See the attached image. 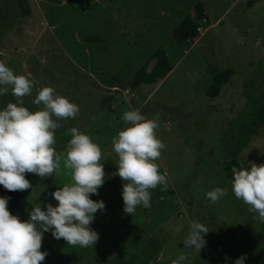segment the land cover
Returning <instances> with one entry per match:
<instances>
[{"label":"rangeland","instance_id":"obj_1","mask_svg":"<svg viewBox=\"0 0 264 264\" xmlns=\"http://www.w3.org/2000/svg\"><path fill=\"white\" fill-rule=\"evenodd\" d=\"M27 2L30 13L22 16L17 0H0V62L33 81L32 94L23 98L29 110L42 107L33 100L43 86L79 106L75 118L58 121L54 147L65 150L68 130L77 127L101 147L105 170L104 184L91 195L105 204L90 225L99 234L96 244L72 247L46 231L42 264H171L181 254L187 256L181 264H235L241 256L244 264H264V222L235 197L221 172L231 158L244 168L264 164V132L255 123L264 100V0ZM185 14L195 18L198 35L179 46L171 33ZM88 35L98 40H85ZM158 47L173 63L164 78L137 92L103 82L113 73L128 79L140 67L148 70ZM224 67L236 71L216 97H207L212 76ZM8 102H15L10 89L0 96V110ZM132 109L157 121V137L165 144L157 163L167 176V188L158 186L151 206L137 207L133 216L124 212L112 150L113 137L124 127L122 115ZM69 179L41 178L12 214L28 220L33 204L55 206L52 193ZM216 187L228 194L214 203L206 193ZM191 221L209 228L199 254L184 249ZM133 236L137 243L128 244ZM103 246L108 250L96 258Z\"/></svg>","mask_w":264,"mask_h":264},{"label":"clouds","instance_id":"obj_2","mask_svg":"<svg viewBox=\"0 0 264 264\" xmlns=\"http://www.w3.org/2000/svg\"><path fill=\"white\" fill-rule=\"evenodd\" d=\"M33 87L26 75L16 74L0 62V96L10 89L15 97V102H8L0 110V185L10 192L31 189L26 178L29 173L40 178L67 174L70 179L52 193L58 202L55 206L49 203L44 210L40 204H33L28 220L13 215L8 210V198L0 196V264H42L47 255L41 251L46 231L72 247L94 246L99 234L90 225L96 212L105 208L102 200L91 199L105 182L99 144L89 134L71 127L65 150L57 153L54 147L55 132L61 127L58 121L75 118L79 106L53 87L43 86L33 100L42 107L29 110L23 106V98L32 94ZM122 120L124 127L113 137L112 150L118 156L116 174L123 181L124 212L133 216L137 207L151 206L150 189L167 188V176L160 173L157 163L165 144L157 137V121L146 118L139 110L125 111ZM231 171V191L264 222V164L233 166ZM227 194V188L216 187L206 196L215 203ZM208 232L204 224L191 221L183 239L184 249L199 254ZM245 258H237L235 264H244ZM186 259L181 254L171 264H181Z\"/></svg>","mask_w":264,"mask_h":264},{"label":"trees","instance_id":"obj_3","mask_svg":"<svg viewBox=\"0 0 264 264\" xmlns=\"http://www.w3.org/2000/svg\"><path fill=\"white\" fill-rule=\"evenodd\" d=\"M17 5L22 16H26L30 13V6L27 0H17ZM172 37L175 42L179 46H183V44L198 35L197 25L195 22V18L190 14H185L174 26L172 29ZM85 40L95 42L98 40L97 36L88 35L85 36ZM151 58L154 60L151 67L147 70L145 67H140L130 78L124 79L118 76L117 74H111L110 76L104 77L103 82L105 84H115L123 85L126 84L129 86L132 92H137L142 84H151L156 82L158 79L164 78L170 70L173 68V63L169 60L165 50L162 47H158L154 50L151 55ZM234 67H224L218 70L211 78L206 90L205 95L207 97H216L221 87L224 83H226L231 75L235 73ZM254 123V122H253ZM256 124L262 127L264 132V100L259 104L256 109ZM254 127H247L245 130V134L247 136L253 133ZM246 136V137H247ZM245 141V140H244ZM243 145L246 144V142ZM241 143V144H242ZM238 147H240V145ZM234 154V153H233ZM261 156L264 158V152H262ZM235 166L240 168V163L236 158H231L227 161L221 168V172L226 179L232 180V167ZM26 178L31 182L32 187L26 191H8L2 185H0V196L8 198V210L12 213L13 210L18 206L21 200L32 190L35 184L41 179L35 174L29 173L26 175ZM156 189V188H155ZM155 189H150L151 197L154 195ZM128 244H136L137 236H133L128 239ZM114 243V242H112ZM116 243V242H115ZM108 250V246H103L97 253L95 257H99L103 253ZM141 253L145 256H149L146 248L141 249Z\"/></svg>","mask_w":264,"mask_h":264}]
</instances>
